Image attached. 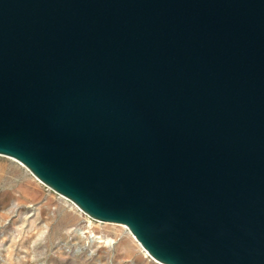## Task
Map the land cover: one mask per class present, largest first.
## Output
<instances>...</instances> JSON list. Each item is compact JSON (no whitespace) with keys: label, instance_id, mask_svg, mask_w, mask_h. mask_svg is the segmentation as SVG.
I'll return each instance as SVG.
<instances>
[{"label":"water","instance_id":"obj_1","mask_svg":"<svg viewBox=\"0 0 264 264\" xmlns=\"http://www.w3.org/2000/svg\"><path fill=\"white\" fill-rule=\"evenodd\" d=\"M0 155L162 264H264V0H0Z\"/></svg>","mask_w":264,"mask_h":264},{"label":"rangeland","instance_id":"obj_2","mask_svg":"<svg viewBox=\"0 0 264 264\" xmlns=\"http://www.w3.org/2000/svg\"><path fill=\"white\" fill-rule=\"evenodd\" d=\"M131 235L124 225L89 217L0 155V264H161Z\"/></svg>","mask_w":264,"mask_h":264},{"label":"bare ground","instance_id":"obj_3","mask_svg":"<svg viewBox=\"0 0 264 264\" xmlns=\"http://www.w3.org/2000/svg\"><path fill=\"white\" fill-rule=\"evenodd\" d=\"M6 157H8V156H6ZM9 158H11V157H9ZM11 159H13V158H11ZM14 161H16V162H18L19 164H21V165H23L24 167H26L23 163H21V162H19V161H17V160H15V159H13ZM27 169H28V167H26ZM29 170V169H28ZM30 171V170H29ZM31 172V171H30ZM37 178V177H36ZM37 180L39 181V182H41L38 178H37ZM41 183H43V182H41ZM44 184V183H43ZM24 197V196H23ZM66 198V197H65ZM69 200V199H68ZM71 201V200H70ZM72 202V201H71ZM74 203V202H73ZM74 205L75 206H77L75 203H74ZM78 207V206H77ZM79 208V207H78ZM80 209V208H79ZM81 210V209H80ZM82 211V210H81ZM83 212V211H82ZM121 225H123V224H121ZM125 226V225H124ZM78 234V233H77ZM78 235H81V234H78ZM131 237L136 241V244H138V246L141 248V250L145 253V254H147L148 255V253H147V251L140 245V243L135 239V237L133 236V235H131ZM108 238V237H107ZM104 239H105V237H104ZM103 239V240H104ZM90 242V241H89ZM103 242V241H102ZM114 242V241H113ZM104 243H106L107 245H110L111 244V238H110V240H107V241H104ZM35 244V243H34ZM155 260V259H154ZM156 261V260H155ZM156 262H158V261H156ZM160 263V262H159ZM162 264V263H161Z\"/></svg>","mask_w":264,"mask_h":264}]
</instances>
